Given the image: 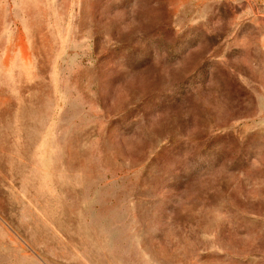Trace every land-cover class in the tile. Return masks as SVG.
Segmentation results:
<instances>
[{
  "label": "rangeland",
  "instance_id": "rangeland-1",
  "mask_svg": "<svg viewBox=\"0 0 264 264\" xmlns=\"http://www.w3.org/2000/svg\"><path fill=\"white\" fill-rule=\"evenodd\" d=\"M0 264H264V0H0Z\"/></svg>",
  "mask_w": 264,
  "mask_h": 264
}]
</instances>
